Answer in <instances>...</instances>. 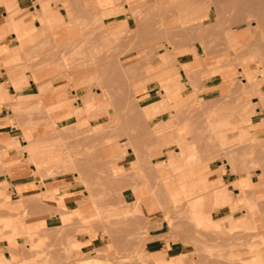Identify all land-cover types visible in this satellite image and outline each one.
I'll return each instance as SVG.
<instances>
[{"label": "crops", "instance_id": "obj_1", "mask_svg": "<svg viewBox=\"0 0 264 264\" xmlns=\"http://www.w3.org/2000/svg\"><path fill=\"white\" fill-rule=\"evenodd\" d=\"M124 1L111 0L99 6L94 0H87L88 11L73 9L77 23L69 22L61 5L55 6L53 0H0V195L8 198V211H0V218L15 221L17 214L11 210L22 206L24 212L19 216L26 217L24 231L47 235L58 233L65 225L62 216H70L77 222L91 221L98 214L92 195H97L96 174L101 170L109 179L101 178L99 183L105 190L114 189L119 193L123 205L120 210L140 199L138 216L147 231L145 244L141 245L144 248L141 262L185 264L182 256L186 244L175 240L168 224L160 222L159 202L147 187L155 179H170V175L158 168L156 176H145L147 182L144 181L143 168L138 165V171L132 169L135 160L128 159L132 150L125 146L127 139L115 138L122 135V129L118 134L108 129L95 131V126H88L89 120H104L108 116H86L84 101L92 99L94 108L100 112L106 110L109 116L118 114L115 118L144 121L155 144L167 147L172 139L178 138V133L184 135L181 125L176 126L175 133L169 129L173 119H186L184 112H177L182 105L193 98L203 102L219 99L235 85L240 71L219 66L222 63L219 57L223 54L209 53L195 45L178 52L158 53L159 58L149 65L147 76L138 71L137 65L136 77L129 84L128 56L138 62L143 36L137 35V50L128 54L126 34L137 30V26L124 12L128 10ZM44 3L48 8H42ZM93 17L100 20L97 26H92ZM82 22L90 30L84 31ZM82 44L80 52L91 50L92 56H99L98 64L89 68L86 75L75 70L71 75L77 78L69 82L63 56L69 57L76 45ZM166 53L168 57L163 62L160 57ZM97 80L100 87L107 89L133 88L128 96L130 102L128 97L115 99L108 102L113 108H105L107 101L97 87ZM128 105L136 112L134 116L127 115ZM150 106H153L152 113L145 117L143 109ZM189 147L192 146L183 147L187 155H191ZM199 165L203 168L208 163ZM246 177L231 176L228 181L237 186ZM194 178L190 168L179 181L189 183ZM249 179L251 186L256 184L254 176ZM217 180L225 181L224 175L219 173ZM251 186L237 188L246 190ZM184 189L188 198L192 193L185 186ZM234 191L237 195L238 190ZM213 197L221 202L229 196L218 190ZM219 215L225 216L220 212ZM194 219L197 223L204 221L200 212ZM75 228L88 231L75 236L74 246L80 253H106L112 248V243L101 237V229L95 224L86 227L80 223L67 230L72 232ZM19 248L13 249L7 240H0V264H8L7 261L12 264V255L17 257L21 253Z\"/></svg>", "mask_w": 264, "mask_h": 264}, {"label": "rangeland", "instance_id": "obj_2", "mask_svg": "<svg viewBox=\"0 0 264 264\" xmlns=\"http://www.w3.org/2000/svg\"><path fill=\"white\" fill-rule=\"evenodd\" d=\"M53 1L55 6L61 5L69 22L76 21L74 8L85 11L90 8L87 0ZM94 1L102 6L111 0ZM124 4L128 7L124 12L137 26V30L126 34L128 54L137 50V35L143 36V50L138 54V62L128 56L129 84L136 77L137 65L138 71L147 76L149 65L159 58L158 53L178 52L195 45L209 53L223 54L219 57L222 59L219 66L237 68L240 73L235 85L219 99L203 102L193 98L183 104V108L177 106L181 108L177 112H184L187 117L185 120L173 119L174 124L169 129L175 133L176 126L181 125L184 135L178 133V138L172 139L167 147L155 144L144 121L115 118L118 114L109 116L106 110L100 112L94 108L95 103L90 98L84 101L85 115L104 114L108 119L89 120L91 125L88 123V126H95V131L108 129L118 134L122 129V135L115 138L127 139L125 146L132 150L128 159L135 160L132 164L134 172L138 171L139 165L144 177L153 176L158 168L170 175V179H155L147 187L159 202L160 222L168 224L175 240L186 244L182 256L185 264H264V0H125ZM42 8H48V4L44 3ZM99 22V19L92 18V26ZM83 23V30H90L91 27ZM18 29L17 25L15 30ZM76 46L73 54L63 56L69 82L77 78L71 75L75 70L86 75L89 68L98 64L96 59L99 56H92L91 52L82 55L84 53L79 51L83 44ZM167 57L168 53L160 58L165 62ZM97 81V87L107 101L105 108H113L108 102L127 98L133 89H107L100 87V81ZM128 100L130 102V98ZM130 107L128 105L127 115L134 116L136 112ZM152 110L153 106L144 108L145 117L150 116ZM124 131L127 134L124 135ZM189 144L192 147H189L188 154L191 155L183 149ZM186 159L190 161L185 162ZM202 162H207L208 166L198 167ZM190 168L195 178L189 183L179 181ZM219 173L224 175L225 181H215ZM108 176L105 171H97V195L92 196L98 214L91 221L77 222L70 216H62L65 225L58 233L47 235L24 231L26 217L19 216L24 212L22 206L17 205L11 210L17 214L15 221L0 218V240H7L13 249L21 248L17 257L12 255V264H143L142 246L147 231L138 216L140 199L132 204L125 203V210H120L123 205L119 193L114 189L105 190L99 183L101 178L109 179ZM231 176L247 177L236 186L228 181ZM250 176H254L256 182L253 186ZM146 177L143 180L147 182ZM175 178L176 181H171ZM184 186L192 193L188 198ZM247 186L251 187L239 189ZM234 189L238 190L237 195ZM218 190L225 191L229 197L216 202L213 195ZM100 191L101 195L98 194ZM0 199V211L6 213L8 198L0 195ZM199 212L204 217L201 223L194 219ZM80 223L86 227L95 224L101 229V237L112 243V248L106 253L92 251L82 254L77 251L75 236L88 231L75 228L69 232L67 229H74Z\"/></svg>", "mask_w": 264, "mask_h": 264}, {"label": "bare ground", "instance_id": "obj_3", "mask_svg": "<svg viewBox=\"0 0 264 264\" xmlns=\"http://www.w3.org/2000/svg\"><path fill=\"white\" fill-rule=\"evenodd\" d=\"M70 6H71V5H70ZM71 7H72V6H71ZM82 9H83V8H82ZM75 11H76V10H75ZM85 25H86V24H85ZM262 27H263V26H262ZM85 28H86V27H85ZM87 30H88V29H87ZM261 31H262V30H261ZM257 33H258V32H257ZM259 33H260V32H259ZM89 39H90V37H89ZM85 43H86V42H85ZM83 44H84V43H83ZM97 44H98V43H97ZM94 45H95V43H94ZM95 46H96V45H95ZM83 47H84V45H83ZM86 48H87V47H86ZM64 49H65V48H64ZM83 49H85V48H83ZM88 49H90V48H88ZM91 49H93V47H92ZM96 49H97V48H96ZM70 50H71V49H70ZM70 50H69V51H70ZM73 50H74V49H73ZM77 50H79V49H77ZM83 51H84V50H83ZM83 51H81V52L83 53ZM85 51H86V49H85ZM85 51H84V52H85ZM87 51H88V50H87ZM90 51H91V50H90ZM90 51H89V52H90ZM71 52H72V51H71ZM79 53H80V51H79ZM82 53H81V54H82ZM86 53L89 54L88 52H86ZM67 54H68V53H67ZM67 54H65V55H67ZM71 54H72V53H71ZM77 54H78V52H77ZM60 55H62V54H60ZM68 55H69V54H68ZM82 55H85V53L82 54ZM59 57H60V56H59ZM73 57H75V55H74ZM76 57H77V56H76ZM18 103H19V102H18ZM18 103H17V104H18ZM16 107H17V106H16ZM66 148H67V147H66ZM225 153H226V152H225ZM228 153H229V152H228ZM229 155H230V154H229ZM231 159H232V158H231ZM112 180H113V179H112ZM201 251H202V250H201ZM22 253H23V252H22ZM199 256H200V255H199ZM208 264H209V263H208Z\"/></svg>", "mask_w": 264, "mask_h": 264}]
</instances>
